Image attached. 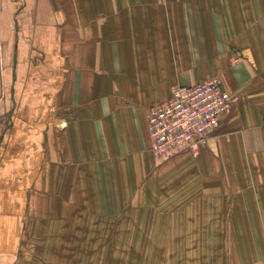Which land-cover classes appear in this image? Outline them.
I'll return each mask as SVG.
<instances>
[{
	"label": "crops",
	"instance_id": "0c3cea01",
	"mask_svg": "<svg viewBox=\"0 0 264 264\" xmlns=\"http://www.w3.org/2000/svg\"><path fill=\"white\" fill-rule=\"evenodd\" d=\"M196 8L197 0H0V264L29 262L37 215L44 224L80 215L85 195L109 192L133 158L145 170L150 108L212 77L230 109L198 156L170 152L157 180L176 187L171 230L230 249L212 264H264V59L245 50L213 58L211 27L197 36Z\"/></svg>",
	"mask_w": 264,
	"mask_h": 264
},
{
	"label": "rangeland",
	"instance_id": "374dc122",
	"mask_svg": "<svg viewBox=\"0 0 264 264\" xmlns=\"http://www.w3.org/2000/svg\"><path fill=\"white\" fill-rule=\"evenodd\" d=\"M205 4L209 0H197L196 32L197 36L207 32L210 25L213 58L245 50L256 60L264 59V0H210L208 9ZM135 159L131 170L117 172L109 192L100 186L99 194L85 195L80 215L52 216L46 224L37 215L34 237H30L35 248L26 250L30 259L25 264H212L215 256L230 250L198 247L202 243L196 236L171 230L176 187L157 180L166 159L153 157L145 170ZM36 192L38 198L42 192ZM36 212L40 214L42 207Z\"/></svg>",
	"mask_w": 264,
	"mask_h": 264
},
{
	"label": "built area",
	"instance_id": "2783aa9c",
	"mask_svg": "<svg viewBox=\"0 0 264 264\" xmlns=\"http://www.w3.org/2000/svg\"><path fill=\"white\" fill-rule=\"evenodd\" d=\"M231 104L218 77L193 87H174L169 100L150 108L147 115L152 156L163 160L170 152L187 147L196 157L199 146L216 129Z\"/></svg>",
	"mask_w": 264,
	"mask_h": 264
}]
</instances>
